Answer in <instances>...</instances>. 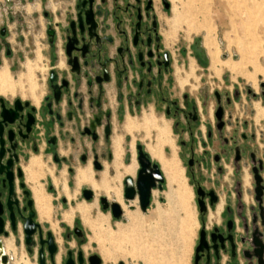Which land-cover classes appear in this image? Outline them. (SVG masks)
I'll use <instances>...</instances> for the list:
<instances>
[{
  "label": "flooded vegetation",
  "instance_id": "1",
  "mask_svg": "<svg viewBox=\"0 0 264 264\" xmlns=\"http://www.w3.org/2000/svg\"><path fill=\"white\" fill-rule=\"evenodd\" d=\"M169 9L167 0H71L62 20L42 12L44 19L50 20L44 31L48 50L46 90L37 96V104L32 97H14L12 102L2 99L4 107L12 110L19 101L22 118L12 124L9 179L5 171L0 174V264H39V252L42 264H96L92 256L102 264L97 253H86L82 248L85 236L74 220L78 214L74 213L69 222L62 219L64 213L81 203H70L53 219V196L66 207L74 195L70 197L68 189L62 187L58 191L49 179L41 183L44 176L39 177L38 186L49 197V212L47 218L39 214L27 180L31 158L36 157L44 165L43 172L50 169L54 177L65 166L66 178L74 180L78 169L70 164L71 154L59 152V141L66 138L67 128L74 129L88 143L78 155V168L90 166L93 178L94 172L99 177L104 166L113 161L111 139L121 133L120 121L122 125L126 116L140 119L148 112L156 118L158 110L164 121H171L172 133L166 122L171 136H176V157L193 195L197 234L190 264H257L248 234L256 227L261 229L255 174L263 188L260 206L264 211V124L256 127L241 123L238 117L226 113L237 91L231 96L218 91H201L193 96L185 88H197L196 74L179 87L176 71H181L179 77L183 79L188 64L175 65L170 50L173 44H165L160 15H166ZM82 11H89L90 40ZM5 55H10L8 50ZM137 113L141 114L139 118ZM28 115L33 118L29 132L25 128ZM122 135L123 147L128 135ZM137 146L147 154L143 143L134 140L135 161ZM123 156L124 147L122 166H127L130 160L124 161ZM9 158L10 154H5L2 163ZM138 169L137 165L135 176ZM108 175H113L110 167ZM84 190L92 193L89 200L83 197ZM80 197L84 204L96 203H88L94 199L90 186L80 188ZM101 197L105 196H100L98 203ZM30 212L35 226L27 245L25 230L29 226L25 223ZM56 225L64 230L60 239L54 233Z\"/></svg>",
  "mask_w": 264,
  "mask_h": 264
},
{
  "label": "rangeland",
  "instance_id": "2",
  "mask_svg": "<svg viewBox=\"0 0 264 264\" xmlns=\"http://www.w3.org/2000/svg\"><path fill=\"white\" fill-rule=\"evenodd\" d=\"M167 1L170 5L169 11L166 15H160L161 32L164 36V41L166 36L170 37V42L166 43L165 41V44H173L170 46L171 52L181 59L175 65L186 66L191 61L194 63L192 76L188 74L189 70L187 65L183 79L179 77V72L181 71H176L177 79L184 80L189 77L193 78L195 74L199 78L195 90H192L188 86L185 88V91H189L193 96L201 91L208 93L218 91L231 96L234 91H237L238 96L236 98L233 97L232 104L226 107V113L238 117L241 123L246 122L248 124H254L256 127H262L264 124V95H262L264 85L261 87V84H264V0ZM70 3L71 0H0V30L4 28L6 31L3 37L0 36V70L6 66L9 76L16 86L15 92L12 94L13 96L0 95V98L7 102H12L14 97H22L27 100L32 97V92L34 96H41L42 91L45 92L48 69L46 58L48 50L44 31L46 24L50 20L44 19L42 12L52 13L54 20H62L64 11L69 10ZM205 38H207L209 43L208 50L204 45ZM186 48L189 54L185 56L182 50ZM5 50L9 51V56L5 55ZM199 51H203L200 55V61L194 56V52L199 53ZM27 65L31 67L33 75L32 88H29V83L26 79ZM195 65L197 66L195 67ZM248 90L254 93V97H252L251 93H247ZM175 94L178 95L177 92ZM149 114L152 113H142V115L137 113L136 117L139 118L141 115L140 119L126 116L122 125L120 121L118 129L120 130L121 128V133L115 134L111 139V148L113 139L118 138L120 140L121 154L118 162L120 166L117 168L114 167L113 158L109 166H104L105 169L99 173V177L98 173L94 172V178H98L97 181L105 179L107 185L112 188H118L120 197L122 179L125 176L122 174L121 168L123 164V147L124 161L128 162L131 160V163L133 158L135 161L133 151L134 140L135 143H138V140L143 145L146 143L143 139L142 132L134 133L133 135L127 134L124 130L125 123L128 118L140 123L142 117ZM155 115L156 118H154L158 124L165 122L168 125L169 123L171 129V121L166 120L168 121L167 123L163 120L165 118L163 117L162 111H156ZM171 133L170 137L172 141L173 139L176 141V136L172 135V138ZM122 134L130 136L124 138L123 147ZM153 135L154 133L150 132V136L153 137ZM175 143L177 145V142ZM162 151L166 157L171 154L169 147H163ZM49 166L51 165L49 164ZM43 167V164L38 163L37 170L29 171V176L33 178L34 182H38L39 177L44 176ZM89 167L77 168L78 170L73 181L75 187L74 194L78 193V195L68 200L66 207L61 205L57 196H53L54 220L56 218L55 216L62 209L70 206V203H74V206L77 203H84L85 200L80 197L78 189L81 185L85 184L89 186L90 184L89 182H83L78 185L76 176L83 172L88 178L90 177V179L92 178L94 180L93 173L89 170ZM109 167L113 169L112 176L108 175ZM136 167L137 164L135 161V169ZM46 172L52 176V179L60 181L55 187L68 189L65 171H62L58 177H54L50 169H47ZM133 177H135V174H133ZM67 178L68 185L72 189V177L69 176ZM62 183L64 187L61 185ZM184 183L187 185L185 179ZM166 189V180L164 178L161 189H154L152 192L154 207L150 208L149 206L147 209L148 213L147 211L144 213V221H146L144 222V235L142 239H138L141 255L138 258L130 259H141L145 264H190L192 249L197 234L193 195H191L190 191V195L185 196L184 208L174 206L175 208L168 210L165 197ZM74 194H70V197H73ZM104 194L107 196V193H96L94 190V199L88 202L93 204L96 201V206L94 207H96L95 210L99 213H102V211L98 203V198L104 196ZM157 208L159 215L156 216L155 213L154 220L153 218L150 219L151 214L156 212ZM93 209L92 212L94 214L95 210ZM74 220L77 221L78 226H80L85 236V242L82 245L84 252H94V248H90L89 246V230L87 224L83 223L82 219L80 221L78 215L74 216ZM111 229L114 231L117 230L115 228V221L112 222ZM62 231H64L63 228L56 225L54 233L59 239ZM97 231L99 233L100 230L97 229ZM117 237L114 235V238L110 239L108 243L109 247L113 248L118 244L122 246L121 239ZM71 245L74 244L71 242ZM60 248L63 252L61 244ZM119 263L143 264L140 260L130 261L129 259L124 260L121 258L110 262V264Z\"/></svg>",
  "mask_w": 264,
  "mask_h": 264
},
{
  "label": "bare ground",
  "instance_id": "3",
  "mask_svg": "<svg viewBox=\"0 0 264 264\" xmlns=\"http://www.w3.org/2000/svg\"><path fill=\"white\" fill-rule=\"evenodd\" d=\"M165 41L170 42V37L166 36ZM204 45L206 49H209V43L207 38L204 40ZM194 69V63L191 61L188 64V70L190 74L189 76H192V72ZM33 75L31 71V67L27 65V75L26 79L29 83V88H32L33 86V81H32ZM186 82V79L178 80V85L180 88L184 86ZM15 84L11 80L6 66L0 70V95H12L14 90H15ZM39 96V95H38ZM32 98L34 103H37L38 98L37 96H34L32 92ZM124 130L127 134L133 135L134 133H143V139L146 141L144 144L145 151L151 158V160L155 161L158 163L160 170L163 174V177L166 180V192H165V197L167 200V206L168 210H172V208H175L176 206H179L180 208H184V203H185V196L190 195V190L185 185L184 183V177L182 176V169L179 166V161L176 158V153H175V147L174 143L170 137V131L168 125L163 122L162 124H158L155 121V118L152 114L149 115H144L141 119L140 123L134 122L130 120L129 118L127 119ZM150 132H153L154 135L153 137L150 136ZM163 147H169L171 154L166 157L163 154ZM112 149H113V158H114V167L117 168L120 166L118 164L119 159H120V154H121V147H120V140L118 138H115L112 140ZM131 161V160H130ZM122 168V174L125 176L133 177V174L135 172V161L134 158L132 162L127 165V166H121ZM116 179V178H115ZM28 182L32 181L33 178L31 176L27 177ZM63 181V180H62ZM76 182L77 184H81L83 182H89L90 184V177L88 178L85 173L81 172L76 176ZM60 181L53 179V184L54 186L58 185ZM103 189L105 190V193H107V199L108 200H114L116 201L121 208L126 211V206L122 204L123 202L121 201L120 197V191L118 188H112L109 185H107V182L105 179L103 180ZM64 187V184H61ZM91 186L94 188L96 187L94 183L91 182ZM90 186V188H91ZM65 189V188H64ZM33 196L36 202V207L39 210V214L41 216H44L47 218L48 212H49V206H48V201L49 197L46 196L41 187H33ZM110 193H109V192ZM65 196V195H64ZM135 202V201H134ZM175 206V207H174ZM126 207V208H125ZM92 206L87 205L84 203H81L79 205H76L74 208L70 209L68 212L64 213L62 216V219L65 222H69L70 219L72 218V215L74 213H77L78 216L80 217V220H83V223L87 224V227L89 229L90 226V212H91ZM157 214V211L152 213L150 216V219L153 218L154 214ZM155 214V215H156ZM61 217V216H60ZM95 221H93V228L95 227ZM186 226V225H185ZM184 227V226H183ZM116 245V244H115ZM130 245V242L126 243L124 247L120 246L119 244L117 246H114L113 249H115V252H119L121 254L125 255H130V252L122 250V248H127ZM137 250L139 249L137 245ZM132 253V252H131Z\"/></svg>",
  "mask_w": 264,
  "mask_h": 264
},
{
  "label": "water",
  "instance_id": "4",
  "mask_svg": "<svg viewBox=\"0 0 264 264\" xmlns=\"http://www.w3.org/2000/svg\"><path fill=\"white\" fill-rule=\"evenodd\" d=\"M88 12L89 11H82L84 14V24L88 26V29L86 31V37L90 40L93 36V32L91 31V25L88 23ZM83 25V24H82ZM80 27V25H79ZM5 33V29L2 28L0 30V35L3 36ZM83 35V31L80 30V36ZM81 41H84V38H81ZM98 49L99 47L96 46ZM79 50V49H77ZM68 57L69 53L67 52ZM53 80V73H51V81ZM264 84H261V87H263ZM54 90H57L56 87H53ZM247 93H251L250 90L247 91ZM252 97H254V93H251ZM262 95H264V92H262ZM21 111V107L19 104V101H15L14 110L12 108L6 109L3 104L2 98H0V174L5 171L6 179H9V173L7 172L8 167L12 164V124L15 121H18L22 117L19 115V112ZM28 120L26 122L25 128L26 131H30V127L33 123L32 116H27ZM14 147V146H13ZM137 149V155H136V162L139 167L136 176L134 178L132 177H125L122 180V202L127 208H132L130 205L131 202H136V205L138 209L145 213L148 207L150 206V200L152 197V191L154 189H161L162 183L164 182L163 175L158 167L157 164L152 163L151 159L148 157V155L142 151L140 146L136 147ZM5 154H10V158L5 161L3 164V158ZM255 180V193H256V199L258 202V218L261 220L260 227L254 228L250 234H247L252 239V253L253 256L256 258L257 264H264V211L261 205V196L263 188L260 186V179L257 177V175H254ZM11 195V190L9 192V196ZM82 195L85 198V200H89L91 198L92 193L88 190L82 191ZM31 202H28V205H30ZM99 204L101 206L102 211L109 210L111 216L114 219H120L123 215V211L121 206L116 201H108L106 197H101L99 199ZM7 206L9 207V199L7 202ZM33 216L32 212L29 214V218L26 220L25 227L29 226V230H25V240L26 244L28 245L31 243L30 234L33 232V227L35 225L31 222V217ZM246 230L244 229V232ZM50 234H48V240H50ZM199 248L196 249V251ZM92 259L95 260L96 264L100 263V260L97 256H92ZM39 264H42V255L41 252H39ZM121 264V263H119Z\"/></svg>",
  "mask_w": 264,
  "mask_h": 264
},
{
  "label": "crops",
  "instance_id": "5",
  "mask_svg": "<svg viewBox=\"0 0 264 264\" xmlns=\"http://www.w3.org/2000/svg\"><path fill=\"white\" fill-rule=\"evenodd\" d=\"M183 54L186 56L187 54H189L188 49L186 48L185 50H182ZM175 52V51H174ZM206 52V51H205ZM207 55V54H206ZM174 59L176 60V62H179V60H181L178 56H176V54L173 53ZM40 100V98L38 99V101ZM37 101V103H38ZM36 103V104H37ZM68 134L66 136V138L62 141H59V152L61 155H67L68 153L71 154L72 156V160H71V166L74 167L75 169L78 168L79 163H78V155L79 153L82 151L83 146H88V143L85 139H80V137L78 136L77 132L74 129H70L67 128ZM70 141H74V143H70ZM44 147V143L43 140H41V144H40V148ZM49 159H47L48 161ZM30 171H35L37 170V166H38V159L36 157H32L31 161H30ZM36 168V169H35ZM65 166H62L61 168V172L65 171ZM47 179L50 180V182L53 184V179L52 176L49 173H44V178L40 180V182H44L47 181ZM90 181L92 183H94V185L96 187H94V190L97 192H103L104 191V187H103V180H93L92 178L90 179ZM91 182L90 185L91 186ZM66 184H67V188L70 194H74L75 191V187H74V181L72 178V184L73 187L72 189L69 187L68 185V178H66ZM54 185V184H53ZM38 187V182H34L33 180L30 181V187L33 189V187ZM85 185H82L80 188H82ZM58 191H61V187H56ZM80 188L78 190V192H80ZM92 190L93 187L91 186ZM93 190V191H94ZM61 195H64L61 193ZM78 195L74 194V197ZM105 197H107L104 194ZM123 204V203H122ZM130 205H132V208H126V211H123V215L121 217L120 220H116L114 219L109 212H103L99 213L97 212L95 209L96 207V203L92 205V209L95 210L94 214L92 212H90V217H89V221H90V226H89V246L90 248H94V252L97 253L102 261V264H110L111 261H115L118 258L121 259H129L130 261H137L140 260L142 263L143 261L141 259H136V260H132L130 258H138L140 257V243L138 239H142L143 238V231H144V227L145 224L144 221V213H142L137 205L136 202H131ZM231 206H234V202L231 203ZM154 207V202L153 199L151 198V203H150V208ZM157 214L156 216L159 215V210L157 208ZM148 213V211H147ZM153 220H154V216H153ZM93 221H95V227L93 228V226H91L93 224ZM115 221V228L117 229L116 231L111 229V225L112 222ZM196 221V220H195ZM72 225V223H71ZM68 226V227H71ZM101 228V229H100ZM97 229H99V233L97 231ZM154 229V227H153ZM118 236L117 238L121 239L122 242V247H124L126 245V243L130 242V245L127 248H122V250L124 251H128L130 252V255H125V254H121L119 252H115L112 247H109V241L110 239L114 238V235ZM154 234V233H153ZM116 238V237H115ZM104 239V241H103ZM105 245H103L104 243ZM137 245L139 247L138 251L137 250ZM132 252V253H131ZM145 264V263H143Z\"/></svg>",
  "mask_w": 264,
  "mask_h": 264
},
{
  "label": "trees",
  "instance_id": "6",
  "mask_svg": "<svg viewBox=\"0 0 264 264\" xmlns=\"http://www.w3.org/2000/svg\"><path fill=\"white\" fill-rule=\"evenodd\" d=\"M201 52L203 53V51H199V53L198 52H194V56L196 57V59L198 60V61H200V55H201ZM204 65V64H203ZM205 66V65H204Z\"/></svg>",
  "mask_w": 264,
  "mask_h": 264
}]
</instances>
